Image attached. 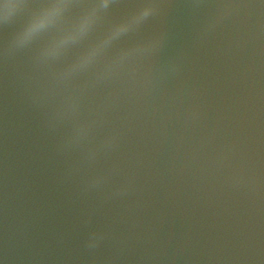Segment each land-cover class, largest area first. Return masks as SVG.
Segmentation results:
<instances>
[{
	"label": "water",
	"instance_id": "water-1",
	"mask_svg": "<svg viewBox=\"0 0 264 264\" xmlns=\"http://www.w3.org/2000/svg\"><path fill=\"white\" fill-rule=\"evenodd\" d=\"M40 8L0 0V264H264V0H75L20 43Z\"/></svg>",
	"mask_w": 264,
	"mask_h": 264
},
{
	"label": "clouds",
	"instance_id": "clouds-1",
	"mask_svg": "<svg viewBox=\"0 0 264 264\" xmlns=\"http://www.w3.org/2000/svg\"><path fill=\"white\" fill-rule=\"evenodd\" d=\"M75 0H41V8L36 12L27 28L19 36L20 43H29L36 39H45L53 33L57 24L61 23ZM96 19L95 10L85 12L76 19L72 35L65 37L60 43L74 40L90 31ZM59 45L54 46V51Z\"/></svg>",
	"mask_w": 264,
	"mask_h": 264
}]
</instances>
